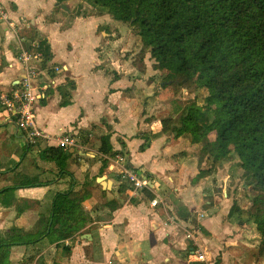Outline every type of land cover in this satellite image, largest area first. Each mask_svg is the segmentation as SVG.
Wrapping results in <instances>:
<instances>
[{"label":"crops","instance_id":"obj_1","mask_svg":"<svg viewBox=\"0 0 264 264\" xmlns=\"http://www.w3.org/2000/svg\"><path fill=\"white\" fill-rule=\"evenodd\" d=\"M0 6L9 20H0V94L19 87L23 74L18 52L47 40L53 54L51 66L61 73L54 74L47 98L37 104L39 128L53 137H74L83 151L71 147L68 153L79 152L87 159L82 161L84 166L101 157V138L111 136L113 152H123L117 157H124L125 166L148 182L154 201L159 202L135 205L119 199L118 175L123 165L116 164L117 157L109 159V169L99 177L106 178L104 186L97 181L99 187L85 189L80 185L84 166L72 164L67 168L70 179L54 171L42 177L44 181L55 178L51 184L18 189L16 197L47 205L58 191H71L78 199L90 197L84 204L87 209L98 205L95 216L101 219L75 241L69 264H264V258L258 257L261 237L254 222L238 214L229 216L235 202L246 212L256 199L250 191H235L239 181L230 186L235 156L220 162L215 152L203 151L190 138L174 134L151 138L150 145L140 151L148 138L161 131L167 111L162 110L161 101L149 106L153 86L146 77L154 69L148 57L140 64L146 72L142 85L137 80L138 38L131 34L120 47L123 39L112 31L114 19L94 15L85 0H0ZM62 101L67 104L61 105ZM87 133L91 144H82L81 136ZM17 148L24 150V158L16 167L12 164L14 169H7L9 152ZM25 151L14 119L0 108L2 194L13 187L14 174H36L26 163ZM40 166L49 169L54 164ZM28 190L40 192L29 197L24 194ZM42 206L23 216L39 214ZM13 211V206L0 201V230L9 227ZM111 212L112 219H107ZM23 247L13 248L12 255L27 252ZM197 252L205 262L198 260Z\"/></svg>","mask_w":264,"mask_h":264},{"label":"trees","instance_id":"obj_2","mask_svg":"<svg viewBox=\"0 0 264 264\" xmlns=\"http://www.w3.org/2000/svg\"><path fill=\"white\" fill-rule=\"evenodd\" d=\"M85 2L94 13L127 23L141 43V64L148 57L155 72L166 73L164 82L169 84L158 88L165 95L158 93L152 100L164 102L167 116L161 120V131L148 138L140 151L150 145L151 138L174 134L176 138H190L203 151L215 152L220 162L235 156L237 162L231 170L230 186L239 181L235 191L240 189L246 193L243 184L252 179L255 186L250 192L256 199L246 212L235 202L229 216L238 214L254 222L261 237L258 257L264 258V0ZM30 52L40 54L44 66L51 64L53 54L47 40L31 47ZM192 84L206 91L200 107L195 104V98L180 97L181 90ZM81 137L82 144H91L88 133ZM110 140L109 135L101 138V157L85 166L82 161L87 159L79 152L71 154L68 149L54 146L42 149L41 142L25 145L26 153H34L42 162L54 166L43 168L32 156L31 167L36 174H14L13 187L3 194L0 192V201L14 210L9 227L0 230V264H12L16 246L34 252L27 261L30 263L48 264L51 258V264H59L63 258L70 257L75 241L100 221L95 216L98 205L87 209L84 204L91 198L78 199L71 191H58L49 205L18 198L15 192L51 184L55 178L44 181L42 177L54 171L63 179H70L67 168L72 164L84 166L80 185L85 189L99 187L98 178L109 169V159L124 156L123 152H113ZM94 170L98 173L94 174ZM118 182L117 193L122 201L139 205L155 200L150 186L134 199L127 178L119 174ZM42 205H47L46 209ZM37 206L42 209L35 223L30 228L20 226L22 216ZM106 217L112 219L113 212ZM45 244L49 247L43 255L40 246Z\"/></svg>","mask_w":264,"mask_h":264},{"label":"built area","instance_id":"obj_3","mask_svg":"<svg viewBox=\"0 0 264 264\" xmlns=\"http://www.w3.org/2000/svg\"><path fill=\"white\" fill-rule=\"evenodd\" d=\"M0 20L8 22L7 15L0 6ZM17 59L22 67V79L19 87L12 93L0 94V108L5 110L14 119L17 131L22 135V139L26 146L37 145L44 142L46 146H54L59 148H75L83 151L76 139L70 135L62 137H53L45 133L36 121V108L41 100L47 98L48 91L53 86L54 74L61 73V69L43 65V59L40 54H33L30 49H21L17 54ZM116 164L123 165L121 175L127 178V184L131 187V196L139 197L142 190L149 185L140 175L128 169L126 159L118 156ZM153 206H157L159 202L153 201ZM188 238H193L188 235ZM198 260L205 262V257L197 252Z\"/></svg>","mask_w":264,"mask_h":264},{"label":"rangeland","instance_id":"obj_4","mask_svg":"<svg viewBox=\"0 0 264 264\" xmlns=\"http://www.w3.org/2000/svg\"><path fill=\"white\" fill-rule=\"evenodd\" d=\"M94 15L99 16L100 14L94 13ZM113 24H114V26H113L112 31L116 32L115 36H120V39H123L121 41V46H120V47H122V46L127 44V42L130 40V36L132 34L131 31H130L129 25L127 23H123V22H120V21H117V20H114ZM138 42H139V46H141V43H140L139 40H138ZM139 48L140 47H138V49ZM118 49H120V48H118ZM139 55H140V53H139ZM137 64L139 65V69H138L139 71H138L137 80H139V84L142 85L141 81L145 78L144 76L146 75V72L143 71L144 65H142V67L140 65L141 64L140 59L137 60ZM150 64L152 65V62L149 61V65ZM149 67H151V66H149ZM150 75L151 76H148L146 78L151 82V85L153 86V89L149 90L150 93L152 94V96L150 98L151 102H150L149 106H153L155 102L152 100V97L155 96L158 93H159V95H161V94L165 95V93H162V91H160V90H163V89H158V88L159 87L160 88L164 87V85L169 84V82L168 81L164 82V80L166 79V76H165L166 73L165 74H161L159 72H155L154 70L153 71L150 70ZM197 84L187 85L185 88H183L181 90L180 97L182 99H184V100H194V98H195L196 99L195 104L200 107L201 105L204 104V98L206 96V91L204 89L198 88ZM166 88H167V86H166ZM139 97H141V99H142V97H143L142 93H139ZM163 104H164V102H163ZM162 110L167 111V109L165 107V104H164ZM44 148H45V145L42 146V149H44ZM25 156H26L27 165L31 164L32 156H33L34 159H36V161H38L39 165H43L44 164V162H42L40 160V158L38 156H36L34 153L32 155L27 153V155H25ZM8 157H10V160H9L10 163L6 166L7 169H14V168H12V164L15 162L16 164H15L14 167H16L17 164L21 163L22 159L24 158V150L20 149V151H19V148L14 149L13 151L9 152V156ZM30 169L32 170L33 167H30ZM243 188H244V186H243ZM36 192L38 193L40 191L28 190V191H25L24 194L26 196L30 197V196H33L34 194H36ZM35 213H33L31 215L28 214L26 216H22V218L19 220V222L25 224L26 227H28V228L31 227L35 223L37 218H38V213L37 212H35ZM7 227H5V228H7ZM48 247L49 246L47 244L40 246V249L43 250V255L46 254ZM23 248H25V250H26V247H23ZM32 255H34V252H31V251L30 252L27 251V252H23V253H21L19 251H16L15 254L12 255V259L14 258L13 259L14 264H39L38 261H36L35 263L34 262L33 263L27 262L28 259ZM65 259H66L65 261H64V259H62V263L63 264H69V262H68L69 259L67 257ZM51 261H52L51 258H49L48 259V264Z\"/></svg>","mask_w":264,"mask_h":264},{"label":"water","instance_id":"obj_5","mask_svg":"<svg viewBox=\"0 0 264 264\" xmlns=\"http://www.w3.org/2000/svg\"><path fill=\"white\" fill-rule=\"evenodd\" d=\"M29 46H30V44H29ZM26 50H28V49H26ZM98 182L102 183L103 186L105 185V183H108L105 177L99 178ZM253 186H255L254 181L252 179L248 180L244 184V190L250 191Z\"/></svg>","mask_w":264,"mask_h":264}]
</instances>
